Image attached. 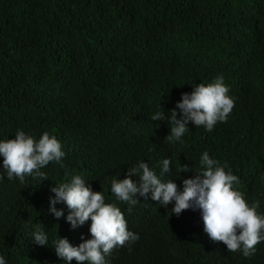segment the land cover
I'll return each mask as SVG.
<instances>
[{"label": "trees", "instance_id": "obj_1", "mask_svg": "<svg viewBox=\"0 0 264 264\" xmlns=\"http://www.w3.org/2000/svg\"><path fill=\"white\" fill-rule=\"evenodd\" d=\"M218 75L235 100L227 120L212 131L189 122L184 143L165 141L167 121L149 117L159 101L168 114L193 84ZM17 130L36 138L49 132L66 156L63 167L53 161L42 169L43 181L0 179L7 264H64L52 247L57 235L73 245L91 238L90 220L72 228L49 212L50 189L66 173L116 203L139 235L114 248L109 264H264V241L251 257L230 252L204 231L198 210L176 215L173 203L140 196L129 206L110 192L111 180L125 178L137 161L159 174L166 157L173 170L163 179L182 188L195 172L179 166L198 171L207 150L264 213V0H0V139ZM56 207L67 215L65 204ZM38 223L48 246L31 240Z\"/></svg>", "mask_w": 264, "mask_h": 264}, {"label": "clouds", "instance_id": "obj_2", "mask_svg": "<svg viewBox=\"0 0 264 264\" xmlns=\"http://www.w3.org/2000/svg\"><path fill=\"white\" fill-rule=\"evenodd\" d=\"M223 75H218L207 84H193L191 92L181 94L176 107L168 114L160 105L149 115L155 121H167L170 132L165 141L169 144L184 143L183 137L189 131V122L196 127L203 126L212 131L218 122H225L234 107V97L229 94ZM179 110V113L178 111ZM66 152L56 136L43 132L39 138L17 130L14 138L0 139V179L6 174L7 179L23 182L27 176L47 179L46 168L50 162L63 167ZM160 172L143 160L128 169L123 179L114 178L110 182V192L117 201L134 206L140 202L138 196L159 202L163 206L173 203L171 213L180 215L183 210L192 209L200 212L204 231L213 241H222L230 252H241L244 257H251L256 252V245L264 241V213L258 211L260 201L249 203L239 190L240 178L231 169L226 170L219 160L210 156L207 150L199 157V170L189 165H180L178 172L194 171L195 175L182 179V188L173 179H163L172 172V160L164 158ZM136 177L138 179H133ZM264 182V176L261 177ZM55 195L50 197L49 212L56 218H65L72 228L91 221V238L73 245L67 237L57 235L52 240L56 255L71 264H109L108 257L112 250L126 243L139 239L137 233L127 228L123 212L116 203L106 202L101 191H94L89 181L80 174L66 173L63 182L51 187ZM67 206L65 216L63 208ZM31 240L40 246H48L49 235L41 224H34L30 232ZM0 264L7 260L0 255Z\"/></svg>", "mask_w": 264, "mask_h": 264}]
</instances>
